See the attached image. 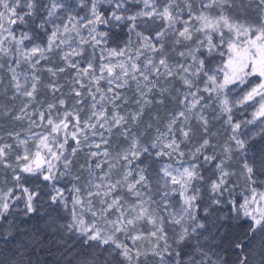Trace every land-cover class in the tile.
Instances as JSON below:
<instances>
[{"label": "snow or ice", "instance_id": "obj_1", "mask_svg": "<svg viewBox=\"0 0 264 264\" xmlns=\"http://www.w3.org/2000/svg\"><path fill=\"white\" fill-rule=\"evenodd\" d=\"M253 2L257 22L247 23L229 15L235 0H196L195 8L193 0H0V55L7 58L6 66L0 63V73H7L5 88L11 91V99L23 98L13 118L29 122L26 138L19 132L9 133L22 149L15 157L17 165L8 161L11 144L0 146V165L12 169L18 186L23 179L20 173L41 178L51 188V203L67 210L64 189L57 182L70 174L72 157L89 149L87 197H81L76 185L70 189L71 221L66 226L94 250L81 264H120L116 257L123 264H139L141 256L149 255L157 257L159 264H225L200 242L201 230L207 231L217 221L244 219L249 235L264 233V190L254 187L257 169L264 173V139L259 145L250 143L255 137L241 132L242 125L264 124V0ZM130 3L142 6L131 10ZM78 7L87 9L84 15L76 11ZM121 25L135 31L137 40L109 47L111 29ZM82 29L87 30V37ZM41 31L46 41L37 34ZM71 33H75V43ZM170 36V50L179 61H172L168 54ZM177 47L183 50L177 52ZM88 48L91 58L83 61ZM97 49L99 74L94 65ZM54 54H59L63 66L42 65ZM23 64L27 69L21 72ZM68 69L73 70L68 93L71 108L63 85L55 79ZM43 72L53 77L44 85L53 97L51 103L37 102ZM130 81L136 85L137 109L122 113L128 98L120 90L129 87ZM157 91L156 103L163 104L168 96L178 107L169 113L165 131L156 129L154 138L142 142L151 125L140 136L134 134L133 126L152 104L150 94ZM33 104L37 106L29 111ZM249 104L254 107L252 119L235 121L233 109ZM206 109L215 112L217 121L224 118L231 129L223 145L211 138ZM114 131L128 142L115 156L108 148ZM197 131L201 140L185 152L182 146L192 143ZM164 157L175 160V166L161 163ZM236 167L251 191L242 202L234 196ZM114 173H118L115 179ZM23 192L25 212L30 214L40 193L27 187ZM12 193L11 188L0 191V217L12 210ZM144 222L151 226L147 235L156 243L142 252L136 242L144 238L139 231ZM236 248L243 251L242 244ZM239 264H248V256H242ZM260 264H264V254Z\"/></svg>", "mask_w": 264, "mask_h": 264}, {"label": "trees", "instance_id": "obj_2", "mask_svg": "<svg viewBox=\"0 0 264 264\" xmlns=\"http://www.w3.org/2000/svg\"><path fill=\"white\" fill-rule=\"evenodd\" d=\"M68 2L71 3L72 0H68ZM193 5L194 8L198 7L196 0H193ZM129 6L132 10H136L139 5L130 3ZM181 6H183L182 2ZM254 9L255 3L253 0H235V6L228 9V13L234 20L254 23L257 22L258 17V14ZM105 10L110 9L107 7ZM216 11V9H213L212 14H215ZM142 30V28L137 29V31ZM37 34L39 36L41 34L44 37L43 32H38ZM111 34L112 36L109 42V47L120 48L123 47L129 40L133 42L137 40L135 31L129 32L124 25H121L119 28L111 29ZM172 39L173 37L170 36L167 41L169 49L168 54L172 61H176V57L179 56L176 52H172L170 50ZM181 50H183L182 47H177V52ZM89 51L90 48L87 49V52L83 57V61L90 59ZM0 63H4L3 57L0 58ZM44 63H46V61L43 62L42 65H44ZM55 66H62L61 61ZM71 73H73V70L68 69L56 78L57 80L62 78L60 81L65 79V81H63L62 88L65 95L69 93L71 87L69 78L66 77L71 75ZM52 79L53 78H50L48 83L51 82ZM1 80H3L2 77ZM40 90L47 91L44 86H40ZM67 98L69 99L70 97L67 95ZM150 98H152L153 102L149 105V109H147V107L144 109V113L140 118L139 124L133 126L134 134L140 136L141 133H143L145 129L151 125V130L147 133V135L141 137L142 142H148L155 137L156 129H161L165 124H167L169 113L173 112L177 106L176 102H172L171 105L168 106L166 103L167 96H165L164 103L161 105L159 104L158 108L153 111L154 103L156 104L155 92L150 94ZM7 101L10 103V99ZM124 106H128V104H124ZM124 112H126V110ZM129 123L131 124V121H129ZM191 123L196 124V121H191ZM211 123L213 125L212 129H209V132L211 130L212 132L214 131V135H219L225 142V140H227L225 137V128L221 125L220 127H215V125L217 126V124H219L217 121L211 120ZM176 128L178 129L179 126L177 125ZM118 135L119 133L114 131L111 142L108 145L109 151L112 154L128 147V142L124 140L123 137H119ZM117 137L125 142H113ZM254 137V141H251L250 143L254 142L259 145L261 140L264 139V132L262 131L260 133H256ZM200 140L201 132L197 131L196 135L193 137L194 143L183 145V150L188 152V150L192 149ZM214 143H216V141H214ZM223 144L224 143H222V145ZM211 151L212 149L208 150L209 153H211ZM88 152V150H81L75 155L78 157L76 161L80 166V171L76 173L77 176H79V173L84 172L83 167L88 165ZM161 163H172L175 166L176 161L169 160L167 157H164ZM104 167L106 168L107 165ZM238 169L239 171L236 179H232V183L236 185L234 189L235 199L238 202H241L246 189L244 186V182L246 180L241 173V169L239 167ZM39 179L40 178L35 177L33 181L25 180L26 185L31 191L40 193L39 198L35 201L34 212L26 214V196H24L21 192H14L12 194L14 197L12 204L13 208L18 207V209L16 211H12V214L9 212L6 217H0V260L5 261V264H81L86 257L93 254L94 250L81 243L83 239L82 237L67 230L66 226L69 222L68 214L60 206V204L51 203L48 195L49 193H47V191L40 185L41 179ZM255 179V185L258 187H262L264 185V173H262L259 168L256 171ZM75 182L76 180L71 183L72 187L73 185H76ZM64 185H66V183H64ZM229 187L231 191V184ZM225 212H227V209H225ZM201 231H203L204 234L203 236H199L198 239L207 249L211 250V253L215 254L213 258L220 257L225 264H239V259L242 256L247 255L249 264L250 253L253 250V246L256 244V234L254 236L249 235L248 221H245L244 219L221 220L217 221L215 224L210 223L207 231ZM5 236L8 237L7 240L4 239ZM160 243L162 244L163 242L161 241ZM193 243H195V239L193 240ZM238 243L243 245V251L236 248ZM148 250H150V248L146 249V251ZM116 260L120 261V264H123L122 258L116 257ZM139 264H159V262L157 257L149 255L147 257L141 256Z\"/></svg>", "mask_w": 264, "mask_h": 264}, {"label": "rangeland", "instance_id": "obj_3", "mask_svg": "<svg viewBox=\"0 0 264 264\" xmlns=\"http://www.w3.org/2000/svg\"><path fill=\"white\" fill-rule=\"evenodd\" d=\"M85 3H87V0H85ZM141 6L142 5H139L138 7H141ZM103 7H104V9H106L108 6L104 5ZM128 7L130 8L129 5H128ZM76 11H78L80 13V15H84L85 12L87 11V9L78 7L76 9ZM81 34L83 36L87 37V35H88L87 30L82 29L81 30ZM71 36L73 37V43H75V40L77 39L76 36H75V33H71ZM40 38L42 40L46 41L45 35L43 37L40 34ZM65 50H67V48H65ZM89 54H90V58H91V49L89 51ZM99 56H100V51H99V49H97V51H96V59L94 61V65H95V67L97 69V74H99V72H98L99 63H100ZM1 57H3V62L5 64V66H6L7 65L6 57H4L3 55H0V58ZM119 59H126V57L125 58H119ZM179 60H180V58L176 57V61H179ZM60 61L61 60H60L59 54H54L53 55V59L50 60V61H46V63H44V64H47L48 66L55 67V65H58V63ZM115 62L116 61L113 60V63H115ZM142 62H143V57H141V63ZM61 63H62V66H63V62L62 61H61ZM53 64H55V65H53ZM26 69H27V64H23L21 69H20V71L23 72ZM116 71H119V69H117ZM60 75H61V73L58 76H60ZM71 75H72V73H71ZM71 75L67 76L66 78H69V80H70ZM1 77L3 78V80H2L3 82H0V146H2L4 144L13 145L12 149L9 152L8 161L15 167L17 165V161H16L15 157H16V155L18 153H22V149L16 145V141L11 136H9V133L19 132L22 138H26L27 137V133L29 131V122H28L27 118H24V119H21V120H15L13 118L19 113L20 108L23 106V98L11 99V91L5 88V84L7 82V73L6 72L0 73V80H1ZM45 78H46V80H45ZM50 78H53V77L49 73L43 72L42 73V84H41V87L44 86L45 83L47 84L48 80H50ZM60 79H62V78H60ZM60 79L58 80V82L61 85H63V81H65V79L63 81H60ZM160 82H161L160 85L162 87L165 86L164 83H163V79H161ZM85 83H87V80H85ZM179 86H180L179 82H177V87H179ZM104 87L106 88L107 85L104 84ZM61 90L64 93L63 89H61ZM120 91L130 100V101L128 100V103H127L128 106L122 105L121 112L125 113L124 112L125 110H126V112L128 110L135 111L137 109V105L135 103V100L138 98V93L136 92L135 82H131L130 81V86L125 88V89H121ZM240 94L242 95V92ZM57 95H59V93H57ZM67 95H65V98L67 99V106L69 108H71L72 104H73V100L71 98L68 99ZM155 95H156V100H158L160 98L159 92L158 91L155 92ZM235 95H236V93H233V97H235ZM6 98L10 99V103L7 101L8 99H6ZM41 100L46 101L47 103L54 102L52 95L49 92L45 91V90H40L39 93L37 94V102H39ZM172 102H174V101L171 99V97L167 96V101H166L167 105L170 106ZM158 105H159V103H156V104L154 103L153 111H155L158 108ZM36 106H37L36 104H33L30 107L29 111H32ZM44 107H46V104L44 105ZM146 107H147V109H149V106H146ZM177 107H178V105L175 107V110H176ZM217 111H218V109H217ZM253 111H254V107L251 106L250 104L249 105H245V106H237V107H235L233 109V119L235 121H237V122L250 120V119H252V112ZM6 112L8 113L7 115H5ZM86 114H87V108H85V112L82 114V119L85 118ZM206 114L209 116V119H210L209 120V129L210 128L212 129V125L213 124L211 123V120L217 121L215 119V112L212 109H206ZM147 115L149 116L148 113H147ZM33 118L36 119V117H33ZM167 122H168V120H167ZM193 122H194V120H193ZM217 122H219V124H217V126L215 125V127H220V125H221L223 128H225V130H226L225 137H226V139H228V135L230 134L231 129L228 128L224 124V118H221ZM192 125L196 126L195 123H192ZM262 129H264V124H262L260 121H256L253 124L242 125L241 132L246 133L247 136H254L256 133L262 132ZM165 130H166V124L160 129V131L163 132ZM32 131H40V129H32ZM210 132H211V138H212L213 142L216 141V143L218 142L220 145H222V143H224V140L219 135H216V134L214 135V131L212 132V130H211ZM116 133H118V132H116ZM156 135H157V132H156L155 136ZM177 135H179L178 129H177ZM118 136L122 137L120 135H118ZM113 142H125V141L120 140L117 137ZM69 143H70L71 146H74V142L70 141ZM192 143H194V142H192ZM84 150H88L89 151V149L87 147L82 149V151H84ZM69 152H70V149H69ZM115 154H113V156H115ZM77 159H78V157H76V156L72 157V165H71L70 174L67 177L61 178L57 182V187H60V188L64 189V196H65V199L68 202V209L67 210L64 209L62 205H60V206L68 214V221L69 222L71 221L70 210H71V207H72V196H73V193L70 191V189H72L71 183L73 181H75L74 177H76L77 176L76 173L80 171L79 163L76 161ZM60 167L62 168L63 165H60ZM87 167H88V165L83 167L84 168V172L79 173L80 180H78V181L76 180V182H75L76 186H78L81 189L80 195H81L82 198H86L87 197V193L84 191L85 185L87 183V179L86 178L88 176ZM234 170L236 172V175L233 176L232 179H236L237 173L239 171L238 167H236ZM16 171L19 172V167H16ZM95 171L97 172V174H99V170H95ZM20 175L23 177V179L21 180L20 185L18 186L16 181L13 179L12 169L11 168H5L3 165H0V191L7 192L8 189L11 188V189H13V193L14 192H21L24 196H26V194L23 192V188L24 187L28 188V186L26 185L25 180L33 181L35 176H30V175H28L26 173H20ZM117 175H118V173H114L113 179H115ZM63 182L66 183V185H64ZM45 183L46 182H43L42 179H41L40 185L47 191V193L51 192V188L50 187H46ZM244 186L246 187V189L244 191V194H247V195L251 196V191H250V189L248 187L247 181L244 182ZM254 187L257 190H264V185L262 187H258L257 185H254ZM128 200H129V202H133L134 198L128 197ZM242 201H243V198H242ZM95 206H96V208H99V203L95 202ZM177 207H178V205H177ZM17 209H18V207L12 208L10 213L12 214L13 213L12 211H16ZM86 218L87 219H91L90 215H88V214H86ZM100 224H101V227H104L102 222H100ZM150 228H151V226L148 225L146 222L141 223L140 226H139V231L144 233V238H142L141 240L136 242L137 246L140 248L141 251H146L147 248H151L152 244L156 243V240H155L154 237H149L147 235L148 232L150 231ZM121 238H123V237H121ZM262 240H264V233L257 232L256 233V244L253 246V250L250 253L249 264H260L261 255L264 254V244H262ZM126 242L129 245L132 244L131 240H128Z\"/></svg>", "mask_w": 264, "mask_h": 264}, {"label": "flooded vegetation", "instance_id": "obj_4", "mask_svg": "<svg viewBox=\"0 0 264 264\" xmlns=\"http://www.w3.org/2000/svg\"><path fill=\"white\" fill-rule=\"evenodd\" d=\"M257 78H253V81L255 82Z\"/></svg>", "mask_w": 264, "mask_h": 264}]
</instances>
